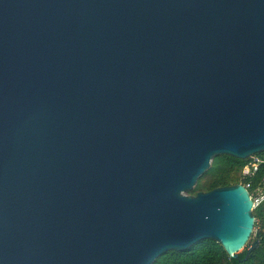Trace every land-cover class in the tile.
Masks as SVG:
<instances>
[{
	"label": "water",
	"instance_id": "1",
	"mask_svg": "<svg viewBox=\"0 0 264 264\" xmlns=\"http://www.w3.org/2000/svg\"><path fill=\"white\" fill-rule=\"evenodd\" d=\"M262 151L264 0H0V264L237 258L248 190L188 192Z\"/></svg>",
	"mask_w": 264,
	"mask_h": 264
},
{
	"label": "trees",
	"instance_id": "2",
	"mask_svg": "<svg viewBox=\"0 0 264 264\" xmlns=\"http://www.w3.org/2000/svg\"><path fill=\"white\" fill-rule=\"evenodd\" d=\"M255 159L262 160L252 176L243 175L244 168ZM264 178V151L247 159H239L221 154L213 158L210 168L197 180L188 193L196 195L216 188L234 186L251 182L255 187ZM255 222L251 242L239 253L237 258L230 256L223 246L212 239L197 242L185 251H169L152 264H264V201L252 211ZM258 241L256 248L247 253L252 242Z\"/></svg>",
	"mask_w": 264,
	"mask_h": 264
},
{
	"label": "built area",
	"instance_id": "3",
	"mask_svg": "<svg viewBox=\"0 0 264 264\" xmlns=\"http://www.w3.org/2000/svg\"><path fill=\"white\" fill-rule=\"evenodd\" d=\"M262 160L255 159L249 163L243 170V175L252 176L258 170ZM249 192L250 198L253 202L252 208L258 207L264 201V178L255 186L252 187L251 182L241 183ZM254 231V230H253Z\"/></svg>",
	"mask_w": 264,
	"mask_h": 264
},
{
	"label": "rangeland",
	"instance_id": "4",
	"mask_svg": "<svg viewBox=\"0 0 264 264\" xmlns=\"http://www.w3.org/2000/svg\"><path fill=\"white\" fill-rule=\"evenodd\" d=\"M251 238H252V237H251ZM250 242H251V241H249V243H250ZM249 243H248V244H249Z\"/></svg>",
	"mask_w": 264,
	"mask_h": 264
}]
</instances>
